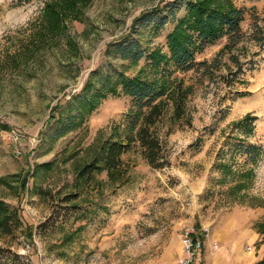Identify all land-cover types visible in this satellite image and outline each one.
<instances>
[{
	"label": "rangeland",
	"instance_id": "374dc122",
	"mask_svg": "<svg viewBox=\"0 0 264 264\" xmlns=\"http://www.w3.org/2000/svg\"><path fill=\"white\" fill-rule=\"evenodd\" d=\"M160 1L95 0L80 20L67 23L73 48L65 37L33 48L29 26L49 0H0V178L9 183H0V199L21 219L13 236L0 234V247L31 264H176L182 234L193 228L205 235L193 264H264V43L256 41L264 28V0L240 2L245 40L232 53L220 54L224 39L198 56L217 58L212 79L180 75L192 88L190 123L170 133L167 121L160 128L170 167L151 168L135 144L122 157L124 179L104 171L94 174L91 185H78L81 167L113 128H123L128 97L105 99L83 127L62 138L57 124L47 125L59 101L64 114L70 111L73 95L94 70L109 62L128 64L106 56L108 45L130 33L133 20ZM173 28L169 21L151 47L164 48ZM143 66L144 60L126 74L135 76ZM240 66L243 71H237ZM248 114L257 121L254 135L245 138L236 124ZM12 130L21 141L10 137ZM237 139L263 148L257 163L235 149ZM70 194L79 197L66 202ZM175 240L182 250L175 259L163 257Z\"/></svg>",
	"mask_w": 264,
	"mask_h": 264
},
{
	"label": "trees",
	"instance_id": "16d2710c",
	"mask_svg": "<svg viewBox=\"0 0 264 264\" xmlns=\"http://www.w3.org/2000/svg\"><path fill=\"white\" fill-rule=\"evenodd\" d=\"M94 1L49 0L38 20L29 26L34 33L33 48L62 37L73 48L74 41L67 36V23L69 20H80ZM241 1L244 0L160 1L156 7L142 12L133 20L130 33L108 45L105 55L119 57L123 62H128L127 65L109 62L104 70H94L82 91L73 95L75 105L66 114L61 111L63 102L59 101L53 107L47 125L49 127L57 124V138H62L83 127L87 117L110 96L122 95L130 98V109L123 128H113L92 161L81 167L77 174L79 186L91 185L95 180L94 174L104 171L111 179H124L127 168L122 157L135 144L151 168L160 171L170 167L160 128L167 121L170 133L177 125L185 121L190 123L187 119V106L192 88L185 86L180 75L193 72L203 80L212 79L218 69L217 58L213 62L198 61V56L208 46L224 39L226 44L220 54H230L245 40L242 24L246 10L240 6ZM181 11L183 14L178 17ZM169 21L174 23V28L166 37L165 47H151L153 39L162 35ZM146 31H149L150 38L145 36ZM258 31L260 36L256 41L264 43V28ZM142 60L144 66L139 73L135 76L126 74V70ZM235 61L239 64L237 58ZM237 71H243V67L240 66ZM239 74L231 73L235 78ZM238 96L245 97L244 94ZM256 121V117L248 114L236 124V128L241 129L245 138L252 137ZM237 142L235 149L242 152L248 162L255 164L262 157L261 146L242 140ZM222 168L229 171L226 165ZM0 183L5 186L9 184L6 177L0 178ZM78 197L79 194H70L64 200L71 202ZM73 208L79 209V206ZM20 226L18 211L10 209L0 199V234L13 236ZM70 239L71 235L64 242ZM0 264L31 263L10 248L0 247Z\"/></svg>",
	"mask_w": 264,
	"mask_h": 264
},
{
	"label": "built area",
	"instance_id": "2783aa9c",
	"mask_svg": "<svg viewBox=\"0 0 264 264\" xmlns=\"http://www.w3.org/2000/svg\"><path fill=\"white\" fill-rule=\"evenodd\" d=\"M10 137L15 141H21V136L16 131L10 132ZM207 236V235H206ZM205 235L196 232L193 228H186L182 234L183 251L176 264H193L196 257L205 247Z\"/></svg>",
	"mask_w": 264,
	"mask_h": 264
},
{
	"label": "crops",
	"instance_id": "0c3cea01",
	"mask_svg": "<svg viewBox=\"0 0 264 264\" xmlns=\"http://www.w3.org/2000/svg\"><path fill=\"white\" fill-rule=\"evenodd\" d=\"M170 248L166 251V253H164L163 257H165L166 254H167V258L171 256V257H173L175 259V254L174 253L178 252L177 250H179V249L182 250L181 241L180 240H175L174 244ZM172 264H174V263H172Z\"/></svg>",
	"mask_w": 264,
	"mask_h": 264
}]
</instances>
